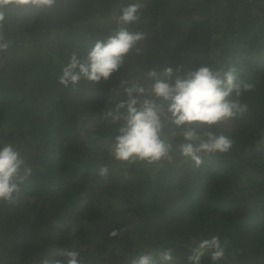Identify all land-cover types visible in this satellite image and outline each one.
Returning <instances> with one entry per match:
<instances>
[{
	"label": "trees",
	"instance_id": "trees-1",
	"mask_svg": "<svg viewBox=\"0 0 264 264\" xmlns=\"http://www.w3.org/2000/svg\"><path fill=\"white\" fill-rule=\"evenodd\" d=\"M134 2L140 54L108 82L60 85L68 56L106 36L119 8ZM3 31L0 145L18 148L32 174L15 203H0V264L62 260L64 249L83 264H130L169 248V264H189L213 235L228 241L218 264H264V0H56L48 12H8ZM201 62L235 65L255 84L248 111L220 129L232 150L198 168L177 157L127 176L109 163L113 126L99 115L127 99L121 80L147 85L149 70ZM201 264H212L209 252Z\"/></svg>",
	"mask_w": 264,
	"mask_h": 264
},
{
	"label": "clouds",
	"instance_id": "clouds-1",
	"mask_svg": "<svg viewBox=\"0 0 264 264\" xmlns=\"http://www.w3.org/2000/svg\"><path fill=\"white\" fill-rule=\"evenodd\" d=\"M55 4L56 0H0V52L10 47L3 31L8 12L38 14L50 11ZM141 8L138 2L122 5L106 36L91 43L83 54L72 52L68 56L57 82L65 88H75L81 81L108 82L126 66L133 51L139 55L136 46L145 33L134 30V25L140 23ZM146 76L151 81L147 85L121 80L127 99L99 115L113 126L106 144L109 163L121 165L127 176L130 167L161 169L177 157L191 160L198 168L205 157L232 150L234 140L220 129L248 111L244 97L255 90V84L246 82L235 65L201 62L196 68L178 65L175 71L172 67L161 73L152 69ZM31 174L32 168L18 148L10 143L0 145V203H15L20 186ZM99 175L107 177L108 167H101ZM117 235V230L110 233L111 237ZM227 245V239L221 241L215 235L203 239L192 249L188 262L201 264L209 252L212 264H218ZM60 254L64 259H45L41 264H83L77 250L64 249ZM171 260L169 248L155 254L140 253L130 264H169Z\"/></svg>",
	"mask_w": 264,
	"mask_h": 264
}]
</instances>
